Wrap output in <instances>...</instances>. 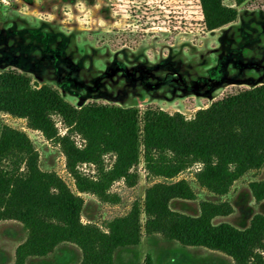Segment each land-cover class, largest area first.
Here are the masks:
<instances>
[{
  "label": "trees",
  "instance_id": "16d2710c",
  "mask_svg": "<svg viewBox=\"0 0 264 264\" xmlns=\"http://www.w3.org/2000/svg\"><path fill=\"white\" fill-rule=\"evenodd\" d=\"M198 1L207 31L239 17L238 8L224 0ZM0 111L25 119L27 127L60 146L77 189L74 192L56 171L40 167L39 152L26 131L3 126L0 221L17 220L27 229L14 264L47 256L62 243L80 248L79 264H116L115 252L138 246L144 233L221 251L234 264H264V214H255L246 228H239L213 222L233 212L226 201H202L197 216L170 206L176 198H196L187 179L173 180L192 167L197 166L198 184L218 195L227 194L249 171L264 167V83L238 88L188 118L153 105L141 109L91 101L76 106L54 85H36L29 73L5 69L0 71ZM55 116L61 118L65 133ZM106 155L114 157L110 166ZM142 163L149 177L163 179L146 188L143 200H136L127 214L111 219L105 228L82 221L85 199L79 193L116 204L121 197L111 191L113 184L137 185ZM83 164L94 165L95 173L83 172ZM249 186L255 200L263 201L264 179ZM142 264H154L152 256L147 254Z\"/></svg>",
  "mask_w": 264,
  "mask_h": 264
},
{
  "label": "rangeland",
  "instance_id": "374dc122",
  "mask_svg": "<svg viewBox=\"0 0 264 264\" xmlns=\"http://www.w3.org/2000/svg\"><path fill=\"white\" fill-rule=\"evenodd\" d=\"M224 2L238 8V19L227 28L207 31L198 0H0V71L29 73L36 85H54L76 106L91 101L141 109L153 105L191 118L198 109L238 88L264 83V0L241 5L235 0ZM153 17L171 22L183 18L177 24L185 31H146ZM232 79L245 85H227ZM55 120L65 133L61 118L55 116ZM4 125L26 131L39 152L40 167L56 171L77 192L56 142L27 127L25 119L0 111V134ZM75 138L82 143L79 136ZM113 160L112 155L105 156L107 166ZM80 168L95 173L92 164ZM196 168L173 179H187L196 192L195 199H173V210L197 216L202 201H226L233 212L213 222L239 228H246L255 214H264V200L257 202L249 186L251 181L264 179V167L246 173L224 195L200 186ZM138 170L137 185L113 184L111 191L121 197L116 204L102 202L92 193H79L85 199L82 221L105 228L111 219L127 214L136 200H143L149 185L163 180L149 177L143 163ZM26 237L21 222L0 221V264H14L16 249ZM147 254L154 264H234L221 251L145 233L138 246L119 249L114 258L116 264H142ZM81 259L77 245L62 243L47 256L30 257L27 264H79Z\"/></svg>",
  "mask_w": 264,
  "mask_h": 264
},
{
  "label": "crops",
  "instance_id": "0c3cea01",
  "mask_svg": "<svg viewBox=\"0 0 264 264\" xmlns=\"http://www.w3.org/2000/svg\"><path fill=\"white\" fill-rule=\"evenodd\" d=\"M200 6V5H199ZM126 19H129L128 17H125ZM152 19V21H147V24H152V26H149L147 29H146V31H151V32H162V33H168V32H172V33H174L175 31H179V32H183V31H185V30H183V27L181 26V25H178L179 23H182L183 22V18L182 19H174L173 20V22H171L170 20H161V19H159V17H153V18H151ZM171 23H178L177 25H174V24H171ZM233 23V22H232ZM232 23H230V24H228V25H225V26H223V27H221V28H218V29H215V30H213V31H216V30H219V29H223V28H227V26H230ZM122 52H123V50H122ZM135 52V51H134ZM140 55H141V53H140ZM140 55L139 54H135V56L138 58V57H140ZM145 55H147V54H145ZM134 56V58H136ZM165 62H162V63H160L161 65H163ZM124 64L125 63H122L121 64V67H124ZM146 64H147V62H146ZM143 65H145V63H143ZM150 68V70H152V68L153 67H150V66H147V68H145V69H149ZM161 83H163V82H161ZM263 82H259V83H257V84H255V85H253V86H256V85H259V84H262ZM227 85H231V84H237V85H242V84H244L243 83V81H241V80H236V79H232V80H229L227 83H226ZM226 84H224V85H226ZM245 85V84H244ZM252 86V87H253ZM249 87H251V86H249Z\"/></svg>",
  "mask_w": 264,
  "mask_h": 264
}]
</instances>
